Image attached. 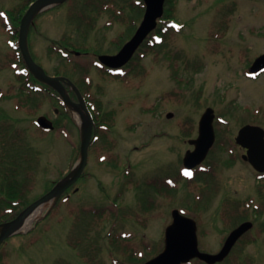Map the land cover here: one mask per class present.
<instances>
[{
    "label": "rangeland",
    "instance_id": "rangeland-1",
    "mask_svg": "<svg viewBox=\"0 0 264 264\" xmlns=\"http://www.w3.org/2000/svg\"><path fill=\"white\" fill-rule=\"evenodd\" d=\"M105 1L109 0L98 3ZM16 5L17 0H0V7L15 9ZM173 5L181 29H170L168 39L156 51H139L123 81L88 65L90 56L68 52L63 57L61 44L66 40L100 53L115 50L114 43L127 38L128 27L107 8L135 17L138 24L142 16L134 0L103 3V10L93 13L94 26L87 28L71 22L72 14L84 9L82 0L63 2L37 17L30 33L35 59L48 74L68 77L90 98H101L104 109L114 111L115 123L109 131L96 133L85 174L68 189V199L50 208L47 204L24 233L9 237L0 247V264H87L84 252L91 264H138L131 255L148 259L159 253L164 247V228L172 220L171 210L182 208L192 216L187 204L194 207L193 195L198 191L193 193L180 184L178 189L162 185V194H156L152 186L139 182L148 177L162 181L185 170L182 158L193 148L188 140L197 136L198 120L206 107L214 109L216 138L199 172L208 164L215 165L213 182L218 188H206L210 196L202 199V207L193 215L199 248L217 252L235 225L220 219L218 211L225 209L226 202L251 198L253 206L260 205L256 212L262 216L254 215L252 205L240 206L254 228L222 264H264V179L256 178L258 172L241 158L243 149L234 142L244 123L264 128V72L255 77L247 74L249 63L264 52V0H173ZM3 28L0 21V55L6 50L14 55L4 42ZM81 68L86 71L80 73ZM13 72L9 65L0 68L2 150L17 152L21 145L28 154L34 170L26 197L29 203L73 167L79 126L75 112L65 116L57 98L45 91L39 95V91L25 89L27 94L38 95L37 107L20 105L13 110L18 99L9 86L15 83ZM168 112L173 115L167 118ZM39 115H46L56 127L48 133L38 130L35 119ZM184 128H189L187 135ZM126 166L130 167L128 175L139 181L129 188H125L129 179L124 174ZM146 199L150 210L140 214L138 204ZM100 207L104 209L96 222V215L88 211L98 212Z\"/></svg>",
    "mask_w": 264,
    "mask_h": 264
},
{
    "label": "water",
    "instance_id": "water-1",
    "mask_svg": "<svg viewBox=\"0 0 264 264\" xmlns=\"http://www.w3.org/2000/svg\"><path fill=\"white\" fill-rule=\"evenodd\" d=\"M62 1L64 0H35L29 6L21 20L19 45L27 67L39 80L52 85L61 95L64 103L68 105V107L74 108L79 114L81 139L79 157L71 171L60 179L49 191L27 206L15 219L0 224V243L6 237L22 231L21 223L24 222L28 215L39 205L56 201L61 193L78 179L87 162L93 121L81 94L73 83L65 77L47 75L44 70L33 61L26 44L28 27L33 17L40 11ZM164 1L165 0H144V16L132 38L124 44L117 54L99 56L100 61L113 68L120 67L127 63L147 35L156 27L157 19L163 14ZM262 69H264V53L255 58L249 68V72L253 74ZM62 81H67L74 89L79 100L78 103H74L71 100L68 91L62 85ZM171 115L172 114H168V116ZM213 119L214 110L208 107L200 118L198 137L190 140V143L194 144V149L192 151L188 150L183 158L184 165L187 168H193L202 162L214 143L215 134ZM38 123L45 129L49 130L53 128L52 122L44 116L38 118ZM236 141L247 148V153L243 155V158L248 160L258 171H264V129L257 125L246 124L238 131ZM172 218V222L165 229L164 249L158 255L143 264H182L189 262L193 258H199L208 264H214L222 261L229 254L239 237L252 227V223L249 221L241 223L228 234L223 246L217 253H208L201 251L198 247L196 234L197 226L194 219L184 216L178 209L172 211Z\"/></svg>",
    "mask_w": 264,
    "mask_h": 264
},
{
    "label": "trees",
    "instance_id": "trees-1",
    "mask_svg": "<svg viewBox=\"0 0 264 264\" xmlns=\"http://www.w3.org/2000/svg\"><path fill=\"white\" fill-rule=\"evenodd\" d=\"M23 1L28 3L32 0ZM139 3L140 7L143 8L142 0H139ZM173 9V0H166V8L162 18L163 22H165V26L168 21L174 18ZM83 17L86 18L87 16H77L74 19L80 22ZM163 22H160L157 29L145 40L143 44L144 48L146 47L153 50L159 44L156 42L157 37L163 40L166 39V29L163 27ZM94 109L91 113L96 124H110L109 114H100L101 107L99 103H94ZM19 148L17 152L14 151L11 153L0 150V221L16 216V214L28 204V199L26 197L31 190L32 184L29 182L34 179V170L30 168L32 166L28 163L29 158L25 149L21 145ZM195 206L197 207V204H195ZM244 218L245 217H241L239 219L242 220ZM131 258L137 259L133 256H131ZM195 263L203 264L199 260H196Z\"/></svg>",
    "mask_w": 264,
    "mask_h": 264
},
{
    "label": "flooded vegetation",
    "instance_id": "flooded-vegetation-1",
    "mask_svg": "<svg viewBox=\"0 0 264 264\" xmlns=\"http://www.w3.org/2000/svg\"><path fill=\"white\" fill-rule=\"evenodd\" d=\"M7 14H8L9 22L12 23L11 24V29L9 31L7 30V33H8V35L11 38L13 37V39L15 41L14 46H15V50L16 51L14 52V55L9 54V53L7 54V56L0 55V68H2V66L6 67V65L10 66L12 63H14L16 60H18L17 57L19 58V54H20L19 48L17 46V39H18V34H19V21H20V18L17 19V15L19 13H17L15 15L12 12H9ZM0 21H1V24H2L3 20L1 19V17H0ZM30 42L31 41H29V50L31 52V47H30L31 43ZM117 51H118V49L115 48V50L113 49L109 53L113 54V53H115ZM31 54H32V52H31ZM20 76H22V79H18V80L14 81L15 82L14 83V87L17 90H20V89L25 90L27 88L30 89L31 87H34L36 85V80L33 77V75H31L30 73L27 74V72L24 71L23 74L20 75ZM14 77H15V75H14ZM40 85L46 91V93L52 94V88L49 85H45V84H42V83H40ZM15 101H16V106H20V105L30 106L32 104V99H28V98H18V99H15Z\"/></svg>",
    "mask_w": 264,
    "mask_h": 264
},
{
    "label": "bare ground",
    "instance_id": "bare-ground-1",
    "mask_svg": "<svg viewBox=\"0 0 264 264\" xmlns=\"http://www.w3.org/2000/svg\"><path fill=\"white\" fill-rule=\"evenodd\" d=\"M76 118L79 119V116L77 114H75ZM45 204H41L35 211H33L32 213H30L27 217V219L24 220V222L21 223V228H26L31 221L36 218V216L44 209Z\"/></svg>",
    "mask_w": 264,
    "mask_h": 264
}]
</instances>
